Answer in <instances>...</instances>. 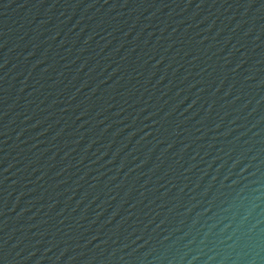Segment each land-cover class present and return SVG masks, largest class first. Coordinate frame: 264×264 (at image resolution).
<instances>
[{
    "label": "water",
    "instance_id": "water-1",
    "mask_svg": "<svg viewBox=\"0 0 264 264\" xmlns=\"http://www.w3.org/2000/svg\"><path fill=\"white\" fill-rule=\"evenodd\" d=\"M0 264H264V0H0Z\"/></svg>",
    "mask_w": 264,
    "mask_h": 264
}]
</instances>
